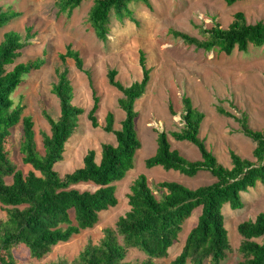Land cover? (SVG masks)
<instances>
[{
	"label": "trees",
	"instance_id": "1",
	"mask_svg": "<svg viewBox=\"0 0 264 264\" xmlns=\"http://www.w3.org/2000/svg\"><path fill=\"white\" fill-rule=\"evenodd\" d=\"M83 1L56 0V14L69 15ZM237 1L240 0H226L228 5ZM134 2L151 5L150 0H94L89 10V21L96 36L107 40L112 16L118 20L132 18ZM21 14L0 9V28ZM25 30V36L9 30L0 42V203L8 215L7 219H0V264H25L14 254L18 245L28 249L29 259H43L53 246L69 241L81 230L94 227L102 211L118 204L115 182L123 179L134 167L136 152L142 146L136 129L138 111L135 105L144 94L151 73L143 51H140L139 59L143 70L141 80L125 86L116 79V69L108 71L110 84L123 94L119 105L125 117L120 128H115L112 111L105 117L104 130L113 133L116 141L102 144L99 159L94 149L88 150L81 167L61 175L55 165L63 159L67 142L77 131L85 109L73 102L74 87L68 69H56L57 81L52 85V92L59 99L60 114L54 118L45 108L42 109L50 131L41 132L44 150H39L32 117L23 115L24 106L16 104L12 98L25 75L44 63L43 58L16 63L22 49L35 36L31 26ZM202 32L206 36L204 40L170 30L174 37H180L197 49L218 50L228 55L235 50L246 52L250 46H264V22L249 23L243 11L234 14L227 28L216 22L211 28H202ZM68 57L90 77L79 51L71 45L60 54L63 62ZM93 100L87 117L96 128L100 124L96 114L99 97L95 92ZM182 101L183 127L171 135L178 141L193 143L200 152V159H186L172 148L168 133L158 131L156 151L146 158L145 165L148 168L159 165L165 170L188 176L207 170L216 181L196 188L174 180L160 181L161 196L157 197L147 177L140 174L130 187L129 210L118 218L115 227H106L101 241L98 244L89 242L72 262L61 259L53 264H158L156 259L168 256L169 249L197 208H201L197 223L188 232L181 252L172 264H223L231 249L223 207L229 204L233 210L241 209L244 206L243 194L259 183L264 184V133L250 127L246 114L237 116L217 106L218 112L239 121L241 132L256 143L253 160L231 151L232 165L226 167L200 137L205 114L193 105L189 96L184 95ZM171 112L175 113L172 107ZM20 122L23 133L19 150L23 163L32 167L27 174L12 160V129ZM7 178L11 181L8 182ZM80 182H92L97 188L80 190L75 186ZM237 229L242 237L238 251L243 258L237 264H264V212L257 214L254 220L239 223ZM130 248H137L145 257L138 261L127 260Z\"/></svg>",
	"mask_w": 264,
	"mask_h": 264
},
{
	"label": "rangeland",
	"instance_id": "2",
	"mask_svg": "<svg viewBox=\"0 0 264 264\" xmlns=\"http://www.w3.org/2000/svg\"><path fill=\"white\" fill-rule=\"evenodd\" d=\"M93 2L85 0L71 14L57 15L56 0H0L3 11L22 13L0 28V42L5 32L15 30L25 36V28L31 26L35 36L22 49L16 63L44 59L43 65L25 75L24 81L12 94L14 102L24 106L23 115L31 116L34 121L39 150H44L41 132L50 131L42 109L45 108L54 118L60 114L59 99L52 92V85L57 81L56 69H68L74 87L73 102L85 109L77 131L67 142L63 159L55 165L61 175L81 167L88 150L94 149L99 159L102 144L116 141L113 133L104 130L105 117L107 112L112 111L115 128H120L125 117L119 105L123 94L110 84L108 71L116 69V79L125 86L141 80L140 51L145 53L146 64L151 69L150 81L135 105L138 111L136 129L142 146L136 152L134 167L123 179L115 182L118 204L102 211L94 227L81 230L69 241L53 246L41 260L29 259L28 249L24 245L16 246L14 254L25 264H53L61 259L72 262L89 242L98 244L104 236V229L115 227L118 218L129 210L130 187L140 174L147 177L157 197L161 196L160 181L174 180L191 188L216 181L207 170L188 176L165 170L159 165L152 168L145 165L146 158L156 151L158 131L167 132L172 148L186 159H200V152L193 143L178 141L171 135L183 127L184 95L189 96L193 105L205 114L200 137L226 167L232 165L231 151L253 160L256 143L241 132L239 121L218 112L217 106L237 116L246 114L250 127L264 133V46H250L246 52L235 50L228 55L218 50L197 49L170 33L171 29L178 30L204 40L206 36L202 28H211L216 22L227 28L237 11H243L249 23L264 22V0H240L233 5H228L226 0H150V6L134 2L131 6L132 18L118 20L112 16L106 41L96 36L89 21ZM68 45L79 51L90 77L77 68L73 59L61 60L60 54L66 52ZM93 92L99 97L96 114L100 126L96 128L87 117L94 102ZM171 107L175 113L171 112ZM22 133L20 122L12 129V160L27 174L32 167L22 161L19 150ZM7 181L10 182L11 178ZM75 186L80 190L97 188L92 182H80ZM243 200L241 209L233 210L229 204L223 207L231 244L223 264H237L243 259L238 251L242 237L237 227L239 223L254 220L257 214L264 212V184L259 183L244 193ZM200 212L201 208L194 210L178 240L169 249L168 256L156 259V263L172 264L181 252L188 232L197 223ZM7 216L5 207L0 203V219L5 220ZM144 257L137 248H130L127 254L129 261Z\"/></svg>",
	"mask_w": 264,
	"mask_h": 264
}]
</instances>
